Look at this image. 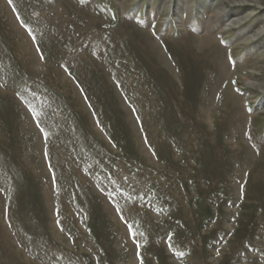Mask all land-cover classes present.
Segmentation results:
<instances>
[{"label": "rangeland", "instance_id": "rangeland-1", "mask_svg": "<svg viewBox=\"0 0 264 264\" xmlns=\"http://www.w3.org/2000/svg\"><path fill=\"white\" fill-rule=\"evenodd\" d=\"M0 264H264V0H0Z\"/></svg>", "mask_w": 264, "mask_h": 264}, {"label": "snow or ice", "instance_id": "snow-or-ice-1", "mask_svg": "<svg viewBox=\"0 0 264 264\" xmlns=\"http://www.w3.org/2000/svg\"><path fill=\"white\" fill-rule=\"evenodd\" d=\"M12 2V0H9V3H11ZM25 27H27L26 25H25ZM30 31V30H29ZM38 51H39V49H38ZM41 58H43V57H41ZM33 112H34V114H35V110L33 109ZM37 126L39 127L40 125H39V121L37 120ZM41 131L43 132L44 131V129L43 128H41ZM117 211L119 212L120 211V209L119 208H117ZM138 247H139V245H138ZM217 254H219V253H217ZM180 255H184V253H180Z\"/></svg>", "mask_w": 264, "mask_h": 264}, {"label": "bare ground", "instance_id": "bare-ground-1", "mask_svg": "<svg viewBox=\"0 0 264 264\" xmlns=\"http://www.w3.org/2000/svg\"><path fill=\"white\" fill-rule=\"evenodd\" d=\"M254 2H256L257 0H253ZM254 36V35H253ZM251 38H252V36H251Z\"/></svg>", "mask_w": 264, "mask_h": 264}]
</instances>
